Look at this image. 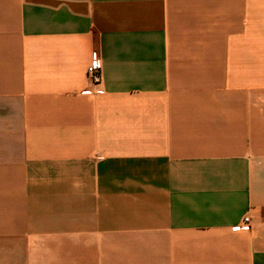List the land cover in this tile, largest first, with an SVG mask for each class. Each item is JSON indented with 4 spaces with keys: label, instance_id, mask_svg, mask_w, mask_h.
Returning <instances> with one entry per match:
<instances>
[{
    "label": "crops",
    "instance_id": "0c3cea01",
    "mask_svg": "<svg viewBox=\"0 0 264 264\" xmlns=\"http://www.w3.org/2000/svg\"><path fill=\"white\" fill-rule=\"evenodd\" d=\"M0 264H264V0H0Z\"/></svg>",
    "mask_w": 264,
    "mask_h": 264
},
{
    "label": "built area",
    "instance_id": "2783aa9c",
    "mask_svg": "<svg viewBox=\"0 0 264 264\" xmlns=\"http://www.w3.org/2000/svg\"><path fill=\"white\" fill-rule=\"evenodd\" d=\"M102 61L97 50H92L90 54V60L86 67V78L89 83V87L85 89L87 94H98V86L102 80ZM242 225L245 227L250 226V218L248 216L243 217Z\"/></svg>",
    "mask_w": 264,
    "mask_h": 264
}]
</instances>
